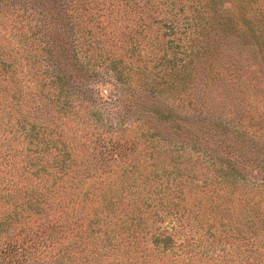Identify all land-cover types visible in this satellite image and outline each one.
I'll use <instances>...</instances> for the list:
<instances>
[{
  "label": "trees",
  "instance_id": "1",
  "mask_svg": "<svg viewBox=\"0 0 264 264\" xmlns=\"http://www.w3.org/2000/svg\"><path fill=\"white\" fill-rule=\"evenodd\" d=\"M0 264H264V0H0Z\"/></svg>",
  "mask_w": 264,
  "mask_h": 264
},
{
  "label": "rangeland",
  "instance_id": "2",
  "mask_svg": "<svg viewBox=\"0 0 264 264\" xmlns=\"http://www.w3.org/2000/svg\"><path fill=\"white\" fill-rule=\"evenodd\" d=\"M93 85H95V84H93ZM97 86H99V87L93 86V88L96 90V92H98L99 90H101V92L103 93V92H104L103 89L106 88V87L108 88L107 85H103V86H102V85H98V84H97ZM97 105H98V104H97ZM97 105H95V106L92 105L90 108H91V109H94V110H100L101 112H103V111H102Z\"/></svg>",
  "mask_w": 264,
  "mask_h": 264
}]
</instances>
